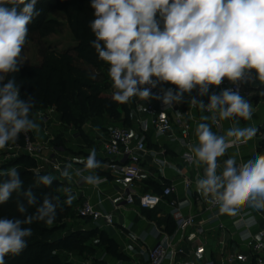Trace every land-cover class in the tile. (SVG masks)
Returning a JSON list of instances; mask_svg holds the SVG:
<instances>
[{"label":"clouds","instance_id":"clouds-1","mask_svg":"<svg viewBox=\"0 0 264 264\" xmlns=\"http://www.w3.org/2000/svg\"><path fill=\"white\" fill-rule=\"evenodd\" d=\"M36 4L37 0H0V73L19 71L17 58L28 36V25L40 15ZM90 6L94 19L89 27L95 36L90 44L98 58L110 65L112 87L117 89L112 99L120 104L133 96L147 99L150 95L166 105L173 100L179 103L183 93H191L197 85L202 96L210 91L209 86H219L225 78L237 84L255 76L264 83V0H91ZM158 81L176 85L178 91L174 95L172 88L161 89V96L151 88L138 87L147 84L155 88ZM19 96L14 79L0 87V149L15 142L21 132L39 129L29 119L31 96L27 102ZM209 100L205 105L193 97L191 103L209 112L218 109L221 120L237 117L246 121L254 111L238 85L218 95L213 93ZM256 132L254 127L233 126L225 135H217L207 123L196 128L200 146L192 151L195 162L206 165L196 188L219 205L220 215L234 217L245 205L264 209V154L239 165L236 157L230 156L224 161L222 174L216 171L218 158L229 148L247 143ZM95 156L93 148L87 169L99 167ZM4 175L8 179L0 183V204L19 192L22 184L16 167ZM62 175L67 176V171ZM51 181V176L40 178L45 185ZM87 182L98 183L93 177ZM24 195L28 205L35 204L30 190ZM72 199L69 196L65 203L70 205ZM17 210L27 212L23 203L17 204ZM55 216V206L46 198L24 219L0 218V264H5L6 255H19L27 246L25 237L32 235V229L22 225L34 220L52 225Z\"/></svg>","mask_w":264,"mask_h":264},{"label":"crops","instance_id":"crops-1","mask_svg":"<svg viewBox=\"0 0 264 264\" xmlns=\"http://www.w3.org/2000/svg\"><path fill=\"white\" fill-rule=\"evenodd\" d=\"M261 83L262 82L257 79L256 82H253L249 95L241 94L254 108L251 119L246 121L237 117L221 120L218 109L211 114L208 113L206 109H201L198 104L194 105L191 103L192 98L195 97L197 101L203 100L204 104L207 105L210 103L209 97L213 93L218 95L222 90L210 86V91L201 96L199 95L200 86L197 85L193 88L191 93H183L182 100L178 103V108L192 120L193 148H198L200 146L198 136L196 135V128L200 123H207L211 130L217 135H225L228 128L233 126L254 127L258 130L264 123V96L260 95L263 90L257 89L256 87ZM172 88L174 92L178 91L176 85L172 84ZM50 108L51 107L40 109L36 113L38 115L39 111L48 112ZM120 110L122 112V118H124L126 113L122 111V109ZM146 113L147 109L142 99L135 96L134 109H132L131 112H127L131 120L128 126L135 128V123L138 118ZM205 117H207V119H204ZM215 117L220 120L219 125L214 123ZM108 118L110 122L105 125L93 126L85 122L82 129L87 137H83L79 134L78 129L74 128L71 124L68 125V123L62 119L61 114L56 109V112L53 114V119L48 123L43 122L40 117L38 121L34 120V123L39 125V129H33L32 133L34 139L37 141H46L51 138V146L47 154L52 160H58L61 163L62 172L55 171V175L60 181L58 185L64 190V199L67 200L69 196L73 197L72 201L74 205L66 204L64 209V212L69 210L65 220L77 221L75 230L73 229L71 232L88 233L90 230H95V233L98 232L99 239L100 234L103 233L106 239L113 240L117 244V251L125 257L117 258L108 253V245L105 242H103L105 247L103 258L98 256L99 253L92 256L91 252L93 251L90 247L83 251V255L96 258L97 263L145 264V260L142 259V257L132 255L144 245L140 237L146 234V244L148 246H153L157 241L152 233L153 224L168 233L173 232L175 227L169 217V210L165 204L159 206L157 210L142 209L140 207V194L150 190L161 193L163 190V183L173 182L178 184V189L172 197L184 200L185 191L181 183L182 178L187 176L196 181L197 179L204 178V169L206 165L196 162L193 166L184 162L182 159L183 149L179 148L175 143L170 142V137L173 135L171 131L161 140L150 137L148 139V147L157 151L165 149L166 153L164 158L167 159L168 164L167 166H162L153 159L152 155L143 157L142 166L144 168V173L142 179L140 181H134L132 187L135 192V202L133 204H127L122 194L131 184V181L124 176L106 170L104 166L106 158L102 152L101 146V137L109 127L125 123L123 120L116 121L113 118ZM62 144L67 146V150L62 147ZM93 148L96 151L95 160L99 164V167L87 169L85 165L90 151ZM257 154H264V147H260L256 132V135L247 143L229 148L224 156L218 158L217 175L222 174L224 161L230 156H235L237 163H239L242 161L246 162L248 159H253ZM65 171L68 173L67 176L62 175ZM88 177H93L94 181H98V183L87 182ZM81 180L83 181L81 182ZM193 188L195 190L194 198L186 208V211L195 214L199 220L206 219L210 214L205 210V205L202 202L203 194L197 191L196 183ZM87 198H90L94 203H98L107 211H114L118 216L119 222H123L128 227L122 228L121 224H117L114 227H107L103 230H99L93 227L90 220L79 218L77 208ZM117 207L118 209H116ZM257 210L259 214L264 215V209ZM231 217L232 216L221 215L220 218L208 224L207 236L209 240V249L205 257L195 254L190 244L184 242L186 253L180 260L185 264H192V262L200 259L205 260L208 256H212L220 261L221 255L217 250L221 240L225 242L227 251H234L237 249L233 239L234 228ZM259 222L261 226H264L263 218L259 219ZM220 223L226 226L225 231L219 228ZM109 229L112 230L114 234H111ZM71 232H66L58 236L64 238L72 234ZM81 257L82 255L74 257L77 264H82L80 261ZM86 261H84V263Z\"/></svg>","mask_w":264,"mask_h":264},{"label":"built area","instance_id":"built-area-1","mask_svg":"<svg viewBox=\"0 0 264 264\" xmlns=\"http://www.w3.org/2000/svg\"><path fill=\"white\" fill-rule=\"evenodd\" d=\"M153 80H156V78L153 77ZM256 81L257 78L253 76L250 81L246 80L245 82L233 84L225 78L221 85L211 87L223 90L225 88L235 89L238 85L240 94L249 95L253 82ZM138 87L151 88L152 93L162 96L161 89L172 88V84L158 81L155 88L147 84L138 85ZM256 87L263 90L264 83ZM173 94L175 95V92ZM142 101L146 106L147 113L138 118L135 128L125 124H116L109 127L101 137L102 152L106 158L104 163L106 170L124 176L131 181V184L122 194L127 204L135 202V192L132 187L134 181L142 179L144 173L142 166L143 157L152 155L153 159L162 166H167L168 164L167 159L164 158L165 149L157 151L148 147V139L150 137L161 140L171 131L173 135L170 137V142L183 149V161L193 166L196 163L195 154L192 151L194 149L192 120L178 108V103L173 100L170 105H166L162 99H154L151 95L147 99H142ZM54 112H56V108L51 107L48 112L39 111L38 116L43 122L48 123L53 119ZM207 112L212 114L215 111ZM214 123L219 125L220 120L215 117ZM22 137L23 142L21 144L18 142L7 144L4 149H0V154L4 153L6 157H19L21 154H26L37 161L38 167L35 170L40 172L49 169L62 172L60 161L52 160L47 154L51 146V138L46 141H37L34 139L32 130L22 132ZM239 164L241 162L237 163V165ZM181 183L185 191L184 200L172 197L178 189V184L173 182L163 183L161 193L150 190L141 193L139 196L142 209L157 210L159 206L165 204L175 227L173 232L168 233L153 224L152 233L157 240L153 246L146 244V234L140 237L144 245L132 255L142 257L145 260V264H185L180 260L186 253L184 242L190 244L195 254L204 257L208 254V224L220 218L219 205L210 196H202L205 210L210 215L206 219L199 220L195 214L186 211V208L194 198L195 190L193 186L196 180L184 176ZM257 199L260 198L258 197ZM77 214L81 219L90 220L93 227L99 230L114 227L117 224H121L122 228L128 227L123 222H119L118 216L114 211L103 209L90 198L85 199L77 208ZM261 218L264 219V215L259 214L258 210L250 205L239 208L237 215L231 217L234 228L233 239L237 249L227 251L225 242L221 240L217 250L221 255L220 261L208 256L205 260L200 259L192 262V264H264V226L260 225L259 219ZM219 228L222 231L226 230V226L223 223L219 224ZM86 263L105 264L97 263L96 261L94 263L93 261Z\"/></svg>","mask_w":264,"mask_h":264},{"label":"trees","instance_id":"trees-1","mask_svg":"<svg viewBox=\"0 0 264 264\" xmlns=\"http://www.w3.org/2000/svg\"><path fill=\"white\" fill-rule=\"evenodd\" d=\"M56 1L58 0H37L35 8L40 10V15L34 17L30 22L28 25L29 31L34 28H41L44 25L53 24L52 21L47 20L45 11H47L46 8L49 10V7L53 6ZM62 1L64 2L65 0ZM65 3H68L66 12H68L71 26L74 27V29L76 28L78 33L83 34L81 45L84 46V49H79L81 57H85L86 59L98 57L95 49L90 44V41L95 39V36L89 27L90 21L94 19V9H92L90 6L91 0H71ZM26 42L27 38L25 44ZM102 43L103 42H101V44ZM17 64L19 71L7 73L6 78L4 80H0V87L7 83L8 80L14 78L19 85L22 95L21 99L27 102L29 96L32 98L33 107L30 109L29 116H32L35 110L38 111L47 107H55L65 122L78 125L77 129L79 134L83 137H87L84 130L82 129L84 118L81 117L77 119L75 117V113L71 107V104L64 94L65 89L62 83L60 69L51 61H45L41 64L32 66L23 64L22 51L20 57L17 58ZM86 100L90 105V110L92 113L103 111L108 117L113 118L116 121L123 120L125 125H128L131 122L128 114L122 118V112L120 110L122 109V111L128 112L127 104H120L114 101L110 95L93 94L87 96ZM16 142L20 144L23 142L22 132L18 134V139ZM260 147H264V140L260 142ZM15 163L26 168L24 171L18 173L22 184L21 189L16 193H18L20 196L17 201L9 198L6 203L0 204V218L15 217L24 219L26 215L34 214L36 208L43 205V202L46 199L44 197V189L38 186L40 184V178L46 176V174L43 175L42 172L38 173L35 171V169L38 167L37 161L26 154H21L15 159ZM52 181L51 184L46 185V191H48V193L51 195H53L56 191L53 190L55 183L53 185ZM29 190L32 194L34 192L39 193L36 196L33 195L35 197V204L33 205H28L27 197L24 196V193L28 192ZM18 203H23L26 206V213L22 214L17 210ZM64 209L65 206L59 208L55 207L56 216L54 223L65 220L69 210L64 212ZM22 227H33L32 231L33 229L37 231L36 233L32 232V235H35V238L31 242L27 243V246L21 251L19 255H6L5 264H53L56 259L55 251H73L80 244L79 242L82 240V238H91L95 233V230H90L88 233L78 232L80 234H76L77 236L70 234L64 238H61L59 236H54L55 230L53 227L46 225L43 221H35L30 225H22ZM100 239L107 243L108 253L117 258L125 257L123 254H120L117 251V244L113 240L106 239L103 233L100 234ZM88 248L89 247L84 246L81 249V253H83V251ZM34 249H36V253L35 257H32L29 251H33ZM18 259H23V262H19ZM63 264L71 263L65 261Z\"/></svg>","mask_w":264,"mask_h":264},{"label":"rangeland","instance_id":"rangeland-1","mask_svg":"<svg viewBox=\"0 0 264 264\" xmlns=\"http://www.w3.org/2000/svg\"><path fill=\"white\" fill-rule=\"evenodd\" d=\"M67 1L71 0H65L64 2L62 0H58L55 2V4H53V6L49 7V10L48 8H46L47 11H45V13L47 20L52 21L53 24L44 25L41 28H34L29 31L27 42L23 46L22 50V62L23 64L32 66L41 64L45 61H51L61 71L62 83L65 89L64 94L71 104V107L75 113V117L77 119L81 117L84 118L83 124L87 122L88 124H91L93 126L105 125L110 122V119L107 117L106 113H104L103 111L92 113L90 110V105L87 103L86 98L87 96L93 94L113 96L114 92L117 91V89L112 87V80L109 76L110 65L100 60L98 57H92L91 59L81 57L79 49H84V46L81 45L83 34L78 33L76 31V28L74 29V27L71 26L68 12H66L68 3L65 2ZM6 74L7 73H0V76H3L5 79ZM15 83L19 88L16 80ZM21 97L22 95L20 92L19 98L21 99ZM134 99L135 96L131 97L126 103L129 112L134 109ZM36 112L37 110L33 112L32 116H29V119L33 122L34 120L38 121L39 118ZM125 113L127 114V111H125ZM67 123L68 125H73L76 129L78 128V125L76 124L69 122ZM263 140L264 123L257 130L258 143ZM13 143L14 142L10 141L8 144ZM62 147L67 150V146L65 144H62ZM16 158L17 157L13 156L6 157L4 153L0 154V183H3L4 180L8 178L6 175H4V173H6L8 169L16 167L18 173L26 169L25 167L15 163ZM35 171L39 173V171ZM40 172H42L43 175L46 174V176H51L53 178V185L55 183L53 190L56 191L53 195H51L48 193V191H46V185L40 182L38 186L43 188L46 192H44V197L51 201V203L56 208L65 206V193L63 188L58 185L60 184V181L59 178L56 177L55 171L47 169ZM37 194L39 193L34 192L32 195L36 196ZM19 196L20 195H18V193L13 192L12 195H10V198H12V200L14 201H17L19 199ZM70 205H74L73 201ZM35 221L36 220H34L33 222ZM76 222L77 221L62 220L50 226L55 230L54 236H58L66 232H71L73 229L75 230ZM32 228L33 227H31V229ZM32 232L36 233L37 231L33 229ZM73 232L71 233L74 235L80 234L75 231ZM109 232L111 234H114L110 229ZM34 236L31 235L30 237H25L26 242L29 243L34 240ZM79 243L80 244L73 251H55L56 259L53 264H63L67 260L71 264H77L74 257L80 255H82V257L80 258L82 264H88L86 263L88 261H93L94 263L97 260L96 258H90L87 255H83V253L81 254V249L84 246L90 247L92 249V256L96 253H99L98 256L100 258H103L105 254V247L103 245V241L99 239L98 232L94 233L92 235V238H82ZM29 253L32 255V257H35L36 249H34L33 251H29ZM18 260L19 262H23V259ZM84 261L86 262L84 263Z\"/></svg>","mask_w":264,"mask_h":264},{"label":"water","instance_id":"water-1","mask_svg":"<svg viewBox=\"0 0 264 264\" xmlns=\"http://www.w3.org/2000/svg\"><path fill=\"white\" fill-rule=\"evenodd\" d=\"M253 108V107H252ZM253 110H254V108H253ZM121 222H122V219H121Z\"/></svg>","mask_w":264,"mask_h":264}]
</instances>
